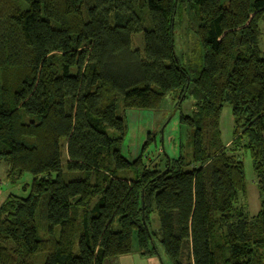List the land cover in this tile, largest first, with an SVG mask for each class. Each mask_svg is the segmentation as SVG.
<instances>
[{
  "label": "trees",
  "instance_id": "trees-1",
  "mask_svg": "<svg viewBox=\"0 0 264 264\" xmlns=\"http://www.w3.org/2000/svg\"><path fill=\"white\" fill-rule=\"evenodd\" d=\"M184 14L199 47L188 66L175 49ZM262 25L264 0H0V162L11 184L31 177L0 206V264H104L134 235L142 256L159 240L172 264H264ZM170 95L194 100L181 117L192 159L126 160L118 105L158 110ZM239 150L260 195L252 220Z\"/></svg>",
  "mask_w": 264,
  "mask_h": 264
},
{
  "label": "rangeland",
  "instance_id": "rangeland-1",
  "mask_svg": "<svg viewBox=\"0 0 264 264\" xmlns=\"http://www.w3.org/2000/svg\"><path fill=\"white\" fill-rule=\"evenodd\" d=\"M228 0H222L226 6ZM178 22L179 17H178ZM191 21L187 15H183L181 22L175 29V49L181 64L188 66L194 62L198 55V42L192 32ZM148 25V24H147ZM260 48L264 54V25L261 27ZM134 48L144 53L143 34L133 36ZM194 100L188 98L180 101L177 96L170 95L164 98L158 110L123 109L121 104L117 107L118 116L124 121V137L119 146L121 155L128 161L134 162L142 157L145 166L159 170L164 169L170 160L183 158L189 162L194 154V128L181 122L182 116H192L194 112ZM221 139L224 145H229L234 136V122L232 108L226 104L220 118ZM109 136L116 138L117 133L108 131ZM62 160L66 165L67 151L62 144ZM245 167L247 201L246 211L250 220L256 218L261 209L259 190L256 185V177L250 154L245 150L237 151ZM7 165L0 162V179L5 183L0 187V206L10 195L25 196L22 191L24 184H30L31 177L25 176L17 185L7 180ZM132 177V176H130ZM153 230H159V222L156 214H152ZM118 229V227H117ZM78 241L75 240V253L78 249ZM153 249L154 246L150 245ZM156 253L152 257H144L139 251L137 236H133V251L129 255L117 257L105 261L104 264H172L166 255L159 240L155 241Z\"/></svg>",
  "mask_w": 264,
  "mask_h": 264
},
{
  "label": "crops",
  "instance_id": "crops-1",
  "mask_svg": "<svg viewBox=\"0 0 264 264\" xmlns=\"http://www.w3.org/2000/svg\"><path fill=\"white\" fill-rule=\"evenodd\" d=\"M2 184H5V183L0 179V187L2 186Z\"/></svg>",
  "mask_w": 264,
  "mask_h": 264
}]
</instances>
